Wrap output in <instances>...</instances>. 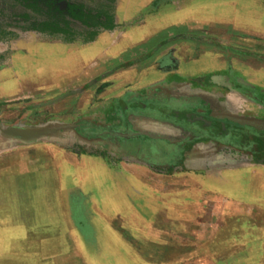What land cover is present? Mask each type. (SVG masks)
I'll list each match as a JSON object with an SVG mask.
<instances>
[{
  "label": "rangeland",
  "instance_id": "rangeland-1",
  "mask_svg": "<svg viewBox=\"0 0 264 264\" xmlns=\"http://www.w3.org/2000/svg\"><path fill=\"white\" fill-rule=\"evenodd\" d=\"M184 1L57 0L61 7L66 2L83 4L94 15L100 10L112 12L117 24L114 30L99 29L93 42H99L95 47L100 51L107 49L118 57L104 60L94 75L78 78L62 58L93 48L95 43L87 42L95 28L71 20L70 36L40 32L32 26L44 17L25 18L24 14L30 13L26 2L0 0V128H55L56 123L93 118V105L101 104L107 108L104 112L108 126L117 129L123 118L114 96L128 97L126 89L132 84H124L123 88L118 85L115 93L104 95L103 86L111 80L108 75L115 69H136L137 58L167 54L185 39L192 42L188 44L196 54L200 42L203 49L218 53L225 50L220 46L233 35V45L241 53L254 54L256 66L264 64L262 35L233 34L227 26L216 23L203 25V29L198 23L160 29L174 21L168 20V9L177 8ZM215 1L211 10L223 9L224 16L244 10L251 16L247 10L257 4L255 0ZM254 17L249 27L259 31L262 24ZM149 21L160 24L153 38L144 42L130 40L121 47L128 31L135 33ZM92 22L93 19L89 21ZM237 35L239 39L235 38ZM259 79L264 80V74ZM76 88L81 92H76ZM72 127L57 134L60 146L78 156L104 155L110 170L109 184L121 188L112 190V205L102 204L98 192L96 203L89 201L87 195L69 196L71 201L65 208L74 215V228L80 232H0V264H264L262 150L249 154L234 146L213 144L208 155L203 149L210 142L197 140L188 146L186 156L175 158V162H168L163 156H152V161L130 152L120 153L96 139L85 141ZM95 133L90 131L88 136L97 137ZM165 135L174 138L172 132ZM182 136L177 131L176 138ZM0 137L6 136L0 132ZM43 139L15 140L17 148H27ZM35 176L38 175H30L32 184ZM27 195V188L15 189L17 199ZM36 207L46 205L32 206ZM105 213L112 232H102V221L91 219L93 214Z\"/></svg>",
  "mask_w": 264,
  "mask_h": 264
},
{
  "label": "crops",
  "instance_id": "crops-1",
  "mask_svg": "<svg viewBox=\"0 0 264 264\" xmlns=\"http://www.w3.org/2000/svg\"><path fill=\"white\" fill-rule=\"evenodd\" d=\"M214 1L185 0L177 8L168 9L167 12L170 13L168 20L173 19L172 23L161 24L163 27L160 28L159 23L152 24L149 21L138 27L135 33L128 31L121 41V47L130 43V40L144 42L153 38L157 34L155 32L157 28L189 27L191 23H198L201 29L203 25L209 23L223 24L230 28L233 34L264 36L262 0H255L257 4L248 8L247 12L252 14L251 16L246 15V10L236 11L234 16H224L223 9L211 10V3L216 4ZM66 4L67 2L65 6ZM112 17L114 27L110 30L117 27L114 16ZM235 17L242 19L238 20ZM253 17L262 24L258 27L259 31L249 27ZM262 17L263 21H261ZM101 20H104V17ZM238 35L235 38L239 39ZM96 36L87 43L93 42ZM233 38L232 35L224 41L228 46L225 44L220 46L225 47V50L218 53H214L212 49L210 51H207V48L203 49V43L200 42L198 54L191 51L188 43L192 44V42L185 39L180 42L182 43L180 47L173 48L167 54L160 56L146 54L137 58L139 62L136 69L128 70L127 67L115 69L108 75L111 80L110 82L106 80L108 84L105 83L103 86L104 95L115 93L113 91L117 90L118 85L123 88L124 84H132L126 89L128 97L124 98L122 94L114 96L119 104L123 122L128 127V134L141 135L156 142L155 147L152 146L155 150L146 151L142 148L140 157L150 156L152 158L150 160L153 161L152 156H163L168 162L171 160L175 162V158L186 156L188 146L197 140L210 142L203 149L208 155L213 151V144L234 146L237 151L249 152V154L261 150L264 152V80L259 79L261 73L264 74V64L254 65L256 56L248 51L249 54L241 53L239 48L233 45L236 43ZM93 43H95L93 48L75 55L63 56L62 60L69 66L68 68L77 72L75 77L92 76L97 69H101L104 60L109 62L118 57L107 49L100 51L101 48L95 47L99 42ZM76 89V92L80 91L79 88ZM134 103L148 105L150 109L138 111ZM111 105L110 103V108ZM93 109L96 110L92 114L93 118L56 124L57 126L72 125L75 132L77 130L80 138L86 139L85 141L96 139L100 144L110 147L107 133L114 128L108 126L104 112L107 108L102 107L101 104H94ZM184 117H187L193 125H200L203 122L213 124L215 134L225 131L228 134L221 133L217 138L196 136L192 129L177 125L175 119L187 123ZM122 125L124 124L120 123V126ZM139 125L142 126L143 131L138 128ZM94 128H98V132L102 134L91 138L88 132H94ZM132 128L135 131L131 130ZM45 129L50 131L43 136L45 137L43 142L27 148H17L16 138L0 137V232H80L74 228V215H71L67 207L65 208L70 204L69 198L74 193H79L87 195L89 201L96 203L95 194L98 192L102 204L112 205L110 201L114 193L112 190L116 192L121 188L109 184L110 170L104 155L73 154L61 147L57 139V134L63 130L68 131L67 128L46 127ZM86 130L87 133L84 132ZM177 131L183 133L180 139L176 138ZM170 132L173 133L174 138L165 135ZM82 133L86 134L82 135ZM116 150L125 154L119 149ZM17 154L20 157L16 156ZM17 157L21 159L17 161ZM31 174L38 175L35 176L34 184L31 183ZM17 188H27L29 195L17 199L15 196ZM88 200L85 202L88 203ZM33 205H46V207L37 209V207L32 208ZM106 214L108 213L102 216L93 214L91 219L102 221L104 230L102 232L108 230L112 232L110 218ZM67 226H70L71 230Z\"/></svg>",
  "mask_w": 264,
  "mask_h": 264
},
{
  "label": "trees",
  "instance_id": "trees-1",
  "mask_svg": "<svg viewBox=\"0 0 264 264\" xmlns=\"http://www.w3.org/2000/svg\"><path fill=\"white\" fill-rule=\"evenodd\" d=\"M26 2V7L30 9V13L24 14L25 18L44 17L32 26L33 29L40 32H47L51 35L65 34L71 35V20L80 21L87 27H94L92 31V40L98 33L99 29L110 30L114 27L113 17L106 11H99L93 14L92 11L86 9L83 4L67 3L63 8L57 0H22ZM104 17V20L101 18ZM93 19L91 24L89 21ZM37 21V20H34Z\"/></svg>",
  "mask_w": 264,
  "mask_h": 264
},
{
  "label": "flooded vegetation",
  "instance_id": "flooded-vegetation-1",
  "mask_svg": "<svg viewBox=\"0 0 264 264\" xmlns=\"http://www.w3.org/2000/svg\"><path fill=\"white\" fill-rule=\"evenodd\" d=\"M134 105L136 106L138 111H149L150 109V107H148V105H145V104L134 103ZM184 120L187 123H182L183 120L181 121V120L175 119V121L177 122V125L192 129L193 133H195L196 136L201 135V136L217 138V136L221 135V133L226 134V135L228 134L227 131H225V133L221 132V133L215 134L213 124H209V123L207 124L203 122L202 124H200L201 125L200 126V125L191 124L188 121L187 117H184ZM123 124L124 125L120 126L119 128L110 130V132L107 133V140L111 146H114L115 148L125 153L130 152L132 155L139 156V157L141 155L139 153L143 151L142 148H145L146 151L155 150V149H152V146H154L156 143L154 142V140L145 139L141 135L136 136L135 134H128L129 133L128 127L125 122H123ZM96 130L98 131V128H94L95 132ZM95 134L101 135L102 133L96 132ZM187 143L188 142H186L185 145H187ZM147 158L152 159L150 156H147Z\"/></svg>",
  "mask_w": 264,
  "mask_h": 264
},
{
  "label": "water",
  "instance_id": "water-1",
  "mask_svg": "<svg viewBox=\"0 0 264 264\" xmlns=\"http://www.w3.org/2000/svg\"><path fill=\"white\" fill-rule=\"evenodd\" d=\"M72 127V125H58L54 129L58 128H68ZM50 130L45 129V128H38V129H33L30 127H24V126H10V127H5V128H0V132L5 135L9 136L11 138H16L20 140H34L37 138H41L44 135H46Z\"/></svg>",
  "mask_w": 264,
  "mask_h": 264
}]
</instances>
